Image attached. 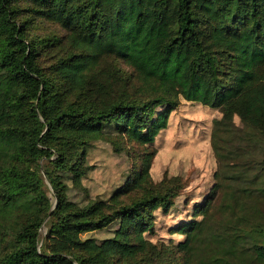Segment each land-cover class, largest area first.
<instances>
[{
    "label": "trees",
    "instance_id": "trees-1",
    "mask_svg": "<svg viewBox=\"0 0 264 264\" xmlns=\"http://www.w3.org/2000/svg\"><path fill=\"white\" fill-rule=\"evenodd\" d=\"M181 98L220 110L218 166L166 243L183 185L149 147ZM99 141L132 165L82 203ZM262 202L264 0H0V264H264Z\"/></svg>",
    "mask_w": 264,
    "mask_h": 264
},
{
    "label": "rangeland",
    "instance_id": "rangeland-1",
    "mask_svg": "<svg viewBox=\"0 0 264 264\" xmlns=\"http://www.w3.org/2000/svg\"><path fill=\"white\" fill-rule=\"evenodd\" d=\"M50 27H53L51 23ZM220 115L218 108L181 98L179 106L171 113L168 127L150 145V149L156 148L150 169L154 180L160 182L165 177L179 176L183 185L174 208L165 210L160 207L155 211V231L147 233L150 239L168 243L184 238L177 226L181 221L192 218L195 202L201 201L200 196L206 194L215 181L218 163L211 144V131L213 119ZM236 122L240 123L238 117ZM91 151L90 162L94 168L82 181V186L70 184V196L82 203L101 196L108 197L132 165L126 151H114L107 141H99ZM261 206L264 211V202ZM222 218L220 213L216 220ZM114 228L115 224H112L95 234L104 238L111 235ZM234 264L241 263L235 261Z\"/></svg>",
    "mask_w": 264,
    "mask_h": 264
}]
</instances>
